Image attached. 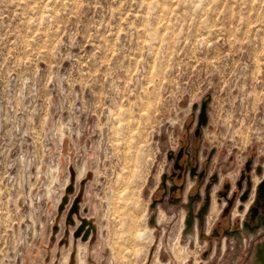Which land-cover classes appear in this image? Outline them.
<instances>
[{
	"label": "rangeland",
	"instance_id": "obj_1",
	"mask_svg": "<svg viewBox=\"0 0 264 264\" xmlns=\"http://www.w3.org/2000/svg\"><path fill=\"white\" fill-rule=\"evenodd\" d=\"M263 178L264 0H0V264H264Z\"/></svg>",
	"mask_w": 264,
	"mask_h": 264
},
{
	"label": "water",
	"instance_id": "obj_2",
	"mask_svg": "<svg viewBox=\"0 0 264 264\" xmlns=\"http://www.w3.org/2000/svg\"><path fill=\"white\" fill-rule=\"evenodd\" d=\"M198 130H199V128H197L195 130V135L196 136L199 135V131ZM183 153H184V149H183V147H181L179 149L178 154H177L176 159H175L176 160L175 163H174V168L175 169H182V166L179 164V160H181V157H182ZM263 195H264V178L261 180V182L259 184V196L260 197H263ZM246 197H247V192H245L244 194H242L241 199L242 200H245ZM231 205H232V200H229L228 208L231 207ZM258 211H259V209L256 206H254L251 209V219H254L258 215Z\"/></svg>",
	"mask_w": 264,
	"mask_h": 264
},
{
	"label": "flooded vegetation",
	"instance_id": "obj_3",
	"mask_svg": "<svg viewBox=\"0 0 264 264\" xmlns=\"http://www.w3.org/2000/svg\"><path fill=\"white\" fill-rule=\"evenodd\" d=\"M179 151V150H178ZM177 154H178V152L176 153V156H177ZM183 155H184V153H183ZM183 155H182V157H183ZM176 156H175V159H176ZM182 157H181V160H183L182 159ZM174 159V160H175ZM181 160H179V164L182 166V164H181ZM176 161V160H175ZM175 163V162H174ZM174 165V164H173ZM174 170L175 171H177V172H180L182 169H175L174 168ZM254 206L252 205L250 208H248V209H246V212L245 213H247V211H248V215H249V217L251 218V208H253ZM258 213H259V211H258ZM223 215V214H222ZM248 217V220H247V222H246V224L245 225H247V227L248 228H250V227H253L252 225H251V221L249 220L250 218ZM260 217H262L261 215H260ZM263 220V217L262 218H260V220ZM226 221H225V218H224V216H221L220 218H219V221H218V223L215 225V227H214V229H213V233L214 234H216V235H220V231L224 228V227H226Z\"/></svg>",
	"mask_w": 264,
	"mask_h": 264
},
{
	"label": "crops",
	"instance_id": "obj_4",
	"mask_svg": "<svg viewBox=\"0 0 264 264\" xmlns=\"http://www.w3.org/2000/svg\"><path fill=\"white\" fill-rule=\"evenodd\" d=\"M175 194H176L177 196H178V195H179V196H182L180 190H176V191H175ZM169 196H170V195H169ZM179 196H178V197H179ZM185 196L187 197V195H185ZM166 197H167V194H165V195L163 196V201L166 199ZM225 221H226V224H227V223H228V220L225 219ZM214 227H215V226H214ZM214 227H213V229H214ZM212 233H213V232H212ZM213 234H214V233H213ZM214 235H216V234H214Z\"/></svg>",
	"mask_w": 264,
	"mask_h": 264
},
{
	"label": "built area",
	"instance_id": "obj_5",
	"mask_svg": "<svg viewBox=\"0 0 264 264\" xmlns=\"http://www.w3.org/2000/svg\"><path fill=\"white\" fill-rule=\"evenodd\" d=\"M246 209H248V208H246ZM245 212H246V210H245ZM245 212H244V213H245Z\"/></svg>",
	"mask_w": 264,
	"mask_h": 264
},
{
	"label": "bare ground",
	"instance_id": "obj_6",
	"mask_svg": "<svg viewBox=\"0 0 264 264\" xmlns=\"http://www.w3.org/2000/svg\"><path fill=\"white\" fill-rule=\"evenodd\" d=\"M146 232V231H145Z\"/></svg>",
	"mask_w": 264,
	"mask_h": 264
}]
</instances>
